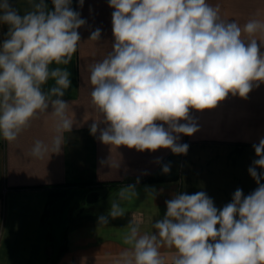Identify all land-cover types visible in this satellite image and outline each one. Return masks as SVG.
Segmentation results:
<instances>
[{
	"label": "clouds",
	"instance_id": "9594fccd",
	"mask_svg": "<svg viewBox=\"0 0 264 264\" xmlns=\"http://www.w3.org/2000/svg\"><path fill=\"white\" fill-rule=\"evenodd\" d=\"M29 3L31 10L20 15L9 0H0V24L8 26L0 42V137L14 142L40 114H50L56 134L50 143L36 140L30 153L42 159L60 153L63 133L77 124L62 99L70 73L59 66L77 52L78 29L86 20L72 0H51V10L45 0ZM78 4L83 8L84 0ZM108 5L112 50L89 68L91 104L100 115L90 134L99 132L102 143L186 155L189 145L179 141L199 131L193 111L213 110L229 95L247 99L264 84V21L250 19L241 27L222 19L208 0H108ZM100 38L96 28L88 40ZM50 79L54 85L45 92ZM252 147L257 159L248 173L257 184L254 191L245 196L237 188L222 208L204 191L174 194L153 232L141 234L133 223L122 230L128 247L117 264H165L162 247L175 249L172 264H264V171H257L264 170V137ZM162 172L168 174L170 166ZM155 195V189L148 191V197ZM137 196L135 185L121 187L98 224L123 217L121 201Z\"/></svg>",
	"mask_w": 264,
	"mask_h": 264
},
{
	"label": "crops",
	"instance_id": "0c3cea01",
	"mask_svg": "<svg viewBox=\"0 0 264 264\" xmlns=\"http://www.w3.org/2000/svg\"><path fill=\"white\" fill-rule=\"evenodd\" d=\"M9 2L20 15L31 10L29 0ZM208 2L219 8L222 19L241 27L250 19L264 21V0ZM45 3L53 8L51 0ZM71 7L86 24L78 29L81 42L71 62L59 67L70 73L71 86L62 99L77 124L63 133L61 152L42 159L30 153L36 140L50 143L56 134L50 114H40L14 142L0 137V264H117L128 247L122 230L133 223L140 225L141 234L153 232L152 224L164 217L165 201L174 194L204 191L222 208L237 188L246 196L257 187L248 168L257 159L252 145L264 137V84L247 99L229 95L213 110L193 111L199 131L181 135L179 141L189 145L186 155L104 144L99 132L90 134L93 119L100 115L91 104L89 68L112 50L113 9L108 0H84L83 8L72 0ZM96 28L101 29L100 40H88ZM7 31L0 24V42ZM53 85L50 79L43 90ZM165 164L168 174L162 172ZM128 185H135L138 196L121 201L125 215L98 224L119 189ZM152 189L155 199L148 197ZM160 251L165 264H172L175 249Z\"/></svg>",
	"mask_w": 264,
	"mask_h": 264
}]
</instances>
